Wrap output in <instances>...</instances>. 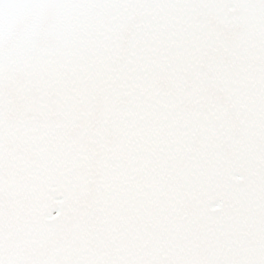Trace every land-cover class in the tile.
<instances>
[{"label":"snow or ice","instance_id":"1","mask_svg":"<svg viewBox=\"0 0 264 264\" xmlns=\"http://www.w3.org/2000/svg\"><path fill=\"white\" fill-rule=\"evenodd\" d=\"M0 264H264V0H0Z\"/></svg>","mask_w":264,"mask_h":264}]
</instances>
